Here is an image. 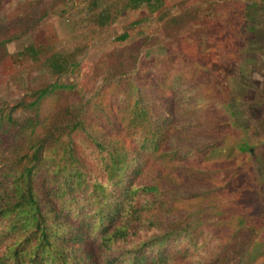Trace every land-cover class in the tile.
<instances>
[{
    "label": "trees",
    "instance_id": "obj_1",
    "mask_svg": "<svg viewBox=\"0 0 264 264\" xmlns=\"http://www.w3.org/2000/svg\"><path fill=\"white\" fill-rule=\"evenodd\" d=\"M170 1L112 0L96 20L106 26L145 8L161 15L166 32H180L205 11L210 40L229 47L249 39L241 50L246 61L264 55V0H180L174 15L165 13ZM237 2L239 12L222 10ZM3 5L0 0V13ZM81 6L99 7L98 0H50L30 4L9 23L0 17V59L50 13ZM146 44L130 45L123 59L100 61L102 81L87 99L73 100L77 80L58 79L17 103L0 100V264H264L263 223L243 208L254 192L247 128H235L239 141L227 146L218 113L200 106L216 101L220 77L205 75L212 74L210 60L161 55L143 50ZM49 59L56 73L77 68L57 54ZM193 85L196 100L184 95ZM230 107L227 102L219 115L236 126ZM212 134L219 139H209ZM218 156L225 163L245 159L223 185L217 182L224 169L206 162ZM188 182L198 188L182 189ZM175 239L188 247L154 250Z\"/></svg>",
    "mask_w": 264,
    "mask_h": 264
},
{
    "label": "rangeland",
    "instance_id": "obj_2",
    "mask_svg": "<svg viewBox=\"0 0 264 264\" xmlns=\"http://www.w3.org/2000/svg\"><path fill=\"white\" fill-rule=\"evenodd\" d=\"M49 1L4 0L0 13L1 20L9 23L30 4ZM179 1L171 0L165 13L169 15L177 13ZM111 2L112 0H98L99 7L96 11L90 7L81 6L73 7L63 15L50 13L41 20L35 31L10 43L7 46L8 55L0 59V100L17 103L32 88L58 79L68 83H74L77 80L78 89L73 93V100L78 102L81 98L87 99L102 81V76L97 78L100 70L98 63L111 57L123 59L130 45L144 40L148 44L145 48L143 47V50L148 47L164 53L161 55L167 54L168 51L179 52L191 60L201 59L199 63L202 65L209 63L210 60L208 67L209 71L212 70V74L205 73V75L214 82L216 76L220 77L218 83L220 95H216V101L212 100L208 103L210 106L204 102L200 106L206 105L205 108L208 111L218 113L217 121L222 124L217 127L218 133L228 134L229 137L225 143L227 146L235 145L239 141L232 137L236 138L238 135L235 128H247L248 145L252 156L245 163H250L252 173L249 182L254 192L248 201L245 198L243 208L247 207L249 213L256 214L255 220L263 223L258 232L259 234L264 233V55L249 54L247 57L254 56L255 58L252 57L253 60L250 58V61H246L247 58L241 54V50L249 46V39L233 41L229 47L219 41L210 40L207 35L209 30L206 27L210 23L211 16L205 11L199 22L180 32H166L162 25L161 15L152 14L145 8L131 11L114 22L101 26L96 20L97 14L108 7ZM238 6L239 2L225 4L223 7L221 5L222 10L229 12L233 10L239 12ZM41 9L42 7L37 9L39 14ZM230 19H236L235 24L240 25L237 17ZM220 23L222 26L229 24V22ZM125 32L129 35L128 40L120 41L119 36ZM260 32V36L264 39V28ZM253 39L256 40L257 35ZM54 54L71 63L74 69L77 65L75 72L56 73L55 66L50 65L53 60L49 59ZM192 87L196 85L191 86L188 93L184 95L186 98L196 100L197 96ZM210 87L214 88L213 85ZM175 93L176 91L173 90L170 92L172 95ZM172 95L169 97L173 98ZM177 99L173 98L174 103H178ZM227 102L231 104L230 109L234 114L233 119L236 126L225 125L224 118L219 115V111L225 109L224 105ZM220 135L212 134L209 139H219ZM223 152L222 150L221 153ZM195 159L196 157L190 155V161ZM224 160H226L225 156H218V158L212 157L206 161L208 166H218L224 169L217 185L225 183L226 176L231 173L230 168L242 165L245 161L242 156L235 159L231 157L226 163L223 162ZM192 188L198 187L193 186L191 182L182 187L184 190ZM233 211L239 215L243 214L238 211V207H235ZM144 239L140 237L133 243ZM187 245L186 241L175 239L166 242L161 247H155L154 250L175 253ZM210 249V247L206 248L208 251Z\"/></svg>",
    "mask_w": 264,
    "mask_h": 264
}]
</instances>
